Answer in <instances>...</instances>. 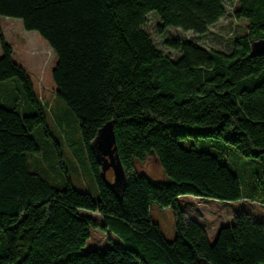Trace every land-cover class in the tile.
I'll use <instances>...</instances> for the list:
<instances>
[{
	"label": "trees",
	"instance_id": "obj_1",
	"mask_svg": "<svg viewBox=\"0 0 264 264\" xmlns=\"http://www.w3.org/2000/svg\"><path fill=\"white\" fill-rule=\"evenodd\" d=\"M235 1L233 14L246 20L247 32L232 39L229 52L173 37L165 40L178 52L171 58L144 28L150 12L159 32L177 27L203 36L233 0H0V17L20 19L55 53V96L77 121L98 191L94 199L67 177L56 187L29 168L28 155L39 151L31 134L37 127L61 153L48 129V107L13 60L0 25V83L17 78L23 99L22 111L0 102V264H264V221L237 212L210 242L179 202L184 195L244 198L229 164L183 146L190 138L223 141L264 174V54L249 56L251 41L264 39V0ZM107 121L127 175L119 195L101 178L90 148ZM149 155L166 182L135 171ZM153 204L172 210L173 240L151 217ZM91 228L121 242L84 253Z\"/></svg>",
	"mask_w": 264,
	"mask_h": 264
},
{
	"label": "rangeland",
	"instance_id": "obj_2",
	"mask_svg": "<svg viewBox=\"0 0 264 264\" xmlns=\"http://www.w3.org/2000/svg\"><path fill=\"white\" fill-rule=\"evenodd\" d=\"M235 7V0L225 4L224 16L209 26L203 36L177 27H168L164 32H159L157 28L160 20L155 12H150L147 15L144 28L151 35L155 45L171 58H176L178 52L169 48L165 44V40L173 37L197 42L205 48L229 52L232 39L247 32L246 20L237 19L233 14ZM0 25L5 41L12 48L13 60L26 70L37 96L48 107L45 108L48 129L57 142L61 153L59 158L52 140L37 127L31 134L39 146V151L28 155L29 168L39 172L50 184L56 187L64 186L67 177L75 189L87 192L94 199H97V187L80 138L77 121L66 104L55 96V85L51 76V71L56 61L55 53L48 42L37 31L24 29L20 19L2 16L0 17ZM20 90L21 85L17 78L1 82L0 102L7 107L16 106L19 111H22L20 105L23 99L21 93H19ZM182 145L199 150H208L224 159L238 175L242 195L244 196L239 201L226 202L220 200L211 201L210 199L192 195L193 199H190V201L197 205V208H203V210L201 215L196 214L194 211L190 212L191 216L200 218L208 225L209 221L212 220V217L209 216H213L212 213L217 214L218 217L216 215L215 220L210 223L211 225L213 224L212 226L224 221H229V224L233 223L234 214L240 211L247 212L256 220L264 221V204H262L264 201V190L262 188L260 190L254 189L257 185H264V174L258 168L256 161L241 155L223 141L213 138H199L197 140L190 138L182 141ZM135 171L146 175L152 182L167 181V177L154 155L147 156L142 163L136 162ZM107 177L112 183L111 170L107 172ZM181 201L185 202L183 199ZM80 212L86 213L85 211ZM90 214L97 222H101L97 213L93 212ZM150 214L153 220L160 225L166 239L169 241L173 240L175 227L172 210L153 204L150 207ZM115 242H121L118 236L104 233L98 228H91L90 236L83 247V252L96 248L104 250Z\"/></svg>",
	"mask_w": 264,
	"mask_h": 264
},
{
	"label": "water",
	"instance_id": "obj_3",
	"mask_svg": "<svg viewBox=\"0 0 264 264\" xmlns=\"http://www.w3.org/2000/svg\"><path fill=\"white\" fill-rule=\"evenodd\" d=\"M264 54V39H253L250 43L249 56ZM90 148L97 163L100 165L101 178L119 195L127 181L125 169L120 160L113 121L105 122L90 143ZM111 170L113 182L108 179L107 172ZM202 264H208L203 261Z\"/></svg>",
	"mask_w": 264,
	"mask_h": 264
},
{
	"label": "crops",
	"instance_id": "obj_4",
	"mask_svg": "<svg viewBox=\"0 0 264 264\" xmlns=\"http://www.w3.org/2000/svg\"><path fill=\"white\" fill-rule=\"evenodd\" d=\"M3 94H5V92H3ZM191 196L192 195L180 196L179 197L180 206L183 208V210L185 211L186 216L188 218L198 221L203 226V228L205 229V231L207 233L209 241L212 242L211 240L215 239L216 234H217L218 230L220 229V227L223 226V225L229 224V221H224L222 223L218 222L216 226H212L213 224L211 225L210 223H211V221L215 220L214 218H215V216L217 214L212 213L213 216H209V217H212L211 218L212 220L209 221L208 225L206 223H204L200 218H198V217L195 218L194 216H191L190 212L194 211L196 214L201 215L202 214V210H203V208H197V205H195L194 203H192L190 201V199H193V197H191ZM181 199L185 200V202H182ZM194 199L196 200V198H194ZM210 200L213 201L212 199H210ZM172 216H173V214H172ZM216 217H218V215ZM214 224H216V223L214 222ZM207 226H209V227L212 226V228L209 229V227H207Z\"/></svg>",
	"mask_w": 264,
	"mask_h": 264
},
{
	"label": "flooded vegetation",
	"instance_id": "obj_5",
	"mask_svg": "<svg viewBox=\"0 0 264 264\" xmlns=\"http://www.w3.org/2000/svg\"><path fill=\"white\" fill-rule=\"evenodd\" d=\"M109 171V170H108Z\"/></svg>",
	"mask_w": 264,
	"mask_h": 264
}]
</instances>
